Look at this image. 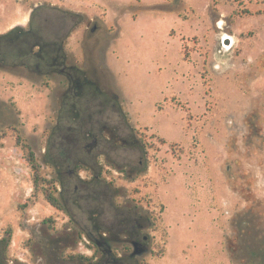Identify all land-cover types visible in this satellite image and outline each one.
Instances as JSON below:
<instances>
[{
	"label": "rangeland",
	"instance_id": "rangeland-1",
	"mask_svg": "<svg viewBox=\"0 0 264 264\" xmlns=\"http://www.w3.org/2000/svg\"><path fill=\"white\" fill-rule=\"evenodd\" d=\"M145 214L147 252L96 247ZM0 239V264H264V0H0Z\"/></svg>",
	"mask_w": 264,
	"mask_h": 264
},
{
	"label": "flooded vegetation",
	"instance_id": "flooded-vegetation-1",
	"mask_svg": "<svg viewBox=\"0 0 264 264\" xmlns=\"http://www.w3.org/2000/svg\"><path fill=\"white\" fill-rule=\"evenodd\" d=\"M18 28V34H20L21 29L20 26H16L13 29ZM56 59H54V62L51 64V68H56L58 69L62 74H64L66 76V78L68 79V82H70V84L75 83V77L72 76V74L68 73V69L62 68L60 66H56ZM90 144V143H89ZM88 144V145H89ZM91 145V144H90ZM69 174L75 173L71 170H67L66 171ZM60 191V189H59ZM60 193V192H59ZM139 216H143V214H141L140 212L138 213ZM146 220L145 225L143 224H139L138 223V227L135 229V231H133L134 233H132L131 236H125L123 238V240L121 239H117L113 233H111L110 231L98 227V232L97 234L92 235V239L96 245V247L101 250V252H103L105 254V256H107L109 259L114 258V256L112 255L113 248H112V244L114 242H119V244H128L130 246V251L131 254H136V253H143V252H147L148 251V235L146 233H142L139 237V231H143L144 227L145 228H149L152 225V220L150 219L149 215L145 214L143 217ZM117 256H121L120 254H118Z\"/></svg>",
	"mask_w": 264,
	"mask_h": 264
},
{
	"label": "crops",
	"instance_id": "crops-1",
	"mask_svg": "<svg viewBox=\"0 0 264 264\" xmlns=\"http://www.w3.org/2000/svg\"><path fill=\"white\" fill-rule=\"evenodd\" d=\"M31 15L30 11H25L21 15V18L16 21H13L10 23L9 27L10 29L20 26V25H25V21L27 18V15ZM189 222H191V218L189 217ZM164 223L167 225L168 232L170 234V231L172 229L173 224H178V219H167L164 221ZM189 225V223H187ZM168 260H170L171 264H213L211 262L210 257H205L204 254L196 253V252H174L173 254L168 256ZM157 264V263H155Z\"/></svg>",
	"mask_w": 264,
	"mask_h": 264
},
{
	"label": "water",
	"instance_id": "water-1",
	"mask_svg": "<svg viewBox=\"0 0 264 264\" xmlns=\"http://www.w3.org/2000/svg\"><path fill=\"white\" fill-rule=\"evenodd\" d=\"M220 41H221V49L223 51H227L232 46V44L234 42V39L230 35L223 34L220 37ZM90 144L91 145L95 144V138L92 139V141L90 142Z\"/></svg>",
	"mask_w": 264,
	"mask_h": 264
},
{
	"label": "trees",
	"instance_id": "trees-1",
	"mask_svg": "<svg viewBox=\"0 0 264 264\" xmlns=\"http://www.w3.org/2000/svg\"><path fill=\"white\" fill-rule=\"evenodd\" d=\"M162 141H164V140H162ZM32 154L30 153V156H31ZM36 178H37V176H36V173H33V176H32V183H33V187H35L36 185H37V180H36ZM47 201L51 204V205H53V206H56V207H58V200H57V198H55V197H51V196H48L47 197ZM2 240H4V239H0V242H2ZM1 244V243H0Z\"/></svg>",
	"mask_w": 264,
	"mask_h": 264
}]
</instances>
